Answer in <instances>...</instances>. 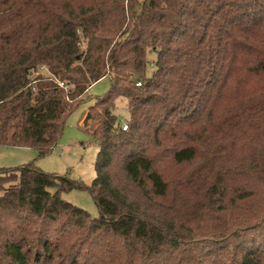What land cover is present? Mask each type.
<instances>
[{
	"label": "trees",
	"instance_id": "obj_1",
	"mask_svg": "<svg viewBox=\"0 0 264 264\" xmlns=\"http://www.w3.org/2000/svg\"><path fill=\"white\" fill-rule=\"evenodd\" d=\"M106 77L90 186L0 168V264H264V0H0V148L51 154Z\"/></svg>",
	"mask_w": 264,
	"mask_h": 264
},
{
	"label": "rangeland",
	"instance_id": "obj_2",
	"mask_svg": "<svg viewBox=\"0 0 264 264\" xmlns=\"http://www.w3.org/2000/svg\"><path fill=\"white\" fill-rule=\"evenodd\" d=\"M156 55L149 54V61L153 62ZM47 73L46 69L41 70ZM153 73L152 63L148 65L147 76ZM111 88V80L106 77L94 84L84 96V103L73 112L66 122L65 129L53 152L44 158L37 159V152L30 148H0V168L19 167L33 161L45 173L61 177H69L82 181L90 186L96 177L95 161L99 148L92 142L80 126L85 113L96 100L103 97ZM116 113L123 121L128 120L129 114L125 99H119L116 104ZM55 192V190H51ZM62 198L87 211L93 218L99 217V209L87 190L71 191L62 194Z\"/></svg>",
	"mask_w": 264,
	"mask_h": 264
},
{
	"label": "built area",
	"instance_id": "obj_3",
	"mask_svg": "<svg viewBox=\"0 0 264 264\" xmlns=\"http://www.w3.org/2000/svg\"><path fill=\"white\" fill-rule=\"evenodd\" d=\"M127 128H128L127 125L125 123H123V129L127 130Z\"/></svg>",
	"mask_w": 264,
	"mask_h": 264
}]
</instances>
